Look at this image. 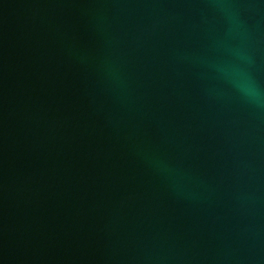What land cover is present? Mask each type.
<instances>
[{
	"label": "water",
	"instance_id": "obj_1",
	"mask_svg": "<svg viewBox=\"0 0 264 264\" xmlns=\"http://www.w3.org/2000/svg\"><path fill=\"white\" fill-rule=\"evenodd\" d=\"M0 264H264V0H0Z\"/></svg>",
	"mask_w": 264,
	"mask_h": 264
}]
</instances>
